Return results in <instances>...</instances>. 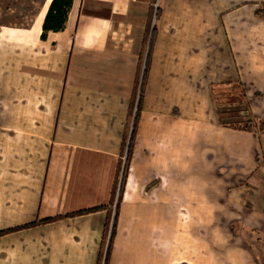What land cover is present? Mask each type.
I'll list each match as a JSON object with an SVG mask.
<instances>
[{
  "label": "crops",
  "instance_id": "crops-1",
  "mask_svg": "<svg viewBox=\"0 0 264 264\" xmlns=\"http://www.w3.org/2000/svg\"><path fill=\"white\" fill-rule=\"evenodd\" d=\"M50 1L0 24V264H101L119 190L106 264H264V0H73L43 38Z\"/></svg>",
  "mask_w": 264,
  "mask_h": 264
},
{
  "label": "rangeland",
  "instance_id": "rangeland-1",
  "mask_svg": "<svg viewBox=\"0 0 264 264\" xmlns=\"http://www.w3.org/2000/svg\"><path fill=\"white\" fill-rule=\"evenodd\" d=\"M45 0H0V24H27L31 22V19L34 17V15L37 13V11L40 9L41 5ZM264 13V12H263ZM233 101V99H231ZM235 100H237L235 98ZM131 147V141L129 142L128 150L123 153V159H121V168L123 167L124 170V164L127 158V155L129 154ZM115 199L111 205V213L113 214L112 220L109 222V228L107 230V234L105 236V247L102 255V262L101 264H106V255H107V249L110 244V240L112 238V231L113 226L115 225V212L116 208L119 205V199H120V190L116 193ZM232 224V223H231ZM231 230H233L234 234L241 235V222H233L231 225ZM200 238V237H199ZM252 238H250L251 240ZM200 244V242H199ZM205 247V246H204ZM202 247L199 248V250ZM189 264V263H185ZM216 264V260L214 262Z\"/></svg>",
  "mask_w": 264,
  "mask_h": 264
},
{
  "label": "trees",
  "instance_id": "trees-1",
  "mask_svg": "<svg viewBox=\"0 0 264 264\" xmlns=\"http://www.w3.org/2000/svg\"><path fill=\"white\" fill-rule=\"evenodd\" d=\"M73 0H51L46 14L44 16L43 24H42V33L41 36L44 38L46 37L47 33L49 31H60L65 27L67 17L69 14V11L71 9ZM237 127V128H252L251 125L246 124H231V127ZM103 208V206H96L89 209L81 210L79 212L83 211H92L94 209ZM77 212V213H79ZM75 214V213H73ZM69 214H66V216ZM49 218L48 220H50ZM44 221V220H42ZM114 231V226H113ZM112 231V233H113ZM110 246V244H109Z\"/></svg>",
  "mask_w": 264,
  "mask_h": 264
},
{
  "label": "built area",
  "instance_id": "built-area-1",
  "mask_svg": "<svg viewBox=\"0 0 264 264\" xmlns=\"http://www.w3.org/2000/svg\"><path fill=\"white\" fill-rule=\"evenodd\" d=\"M129 142H130V137L128 138V140L125 141L124 152H126V151L128 150ZM124 152H123V153H124ZM121 158H122V159L124 158L123 155H122Z\"/></svg>",
  "mask_w": 264,
  "mask_h": 264
}]
</instances>
